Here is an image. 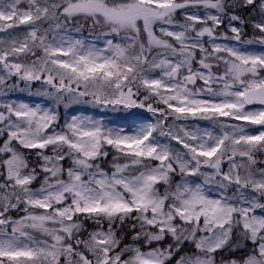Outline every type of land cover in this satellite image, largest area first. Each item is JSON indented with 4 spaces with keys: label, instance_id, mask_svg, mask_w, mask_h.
Segmentation results:
<instances>
[{
    "label": "snow or ice",
    "instance_id": "1",
    "mask_svg": "<svg viewBox=\"0 0 264 264\" xmlns=\"http://www.w3.org/2000/svg\"><path fill=\"white\" fill-rule=\"evenodd\" d=\"M225 22L264 47V0H0V264H264V51L217 43ZM21 82L156 122L58 128L55 107L7 99Z\"/></svg>",
    "mask_w": 264,
    "mask_h": 264
},
{
    "label": "trees",
    "instance_id": "2",
    "mask_svg": "<svg viewBox=\"0 0 264 264\" xmlns=\"http://www.w3.org/2000/svg\"><path fill=\"white\" fill-rule=\"evenodd\" d=\"M26 6H27L26 4L22 5V7H26ZM200 11L202 13V9ZM246 14L247 13H244V15H246ZM176 19H177L178 22L182 23L183 22L182 14H177ZM10 31H11L12 35H14V36L15 35H19L22 38L23 34L27 31V28L25 26H19L18 28L14 29V30H10ZM219 31L220 32H226L228 37L229 38L231 37V33L227 29L226 22H225L224 26H221ZM245 33H246V35H245L244 39H246V40H252L253 39V31H252L251 27L246 28L245 29ZM0 34H3V36L7 37L6 33H0ZM73 35L76 36V38H81L80 36H78L76 34H73ZM83 38L87 39V40H91V41L95 40V36L94 35L90 36L88 34L87 29H85V31L83 33ZM241 44H243V43H241ZM243 45L257 46V47H260V48H262L264 50V47H262L259 44H243ZM15 79L16 78L13 77L11 80H9V83H15ZM198 84H199V82H198ZM45 87H47V86L46 85H42L41 82H33L31 84L30 90H29L28 88H25L24 83L21 82L20 87L18 89H16V90L10 92L8 94V96H7V99L9 101L25 100V101H29V102L40 101L41 103L42 102L48 103L51 107H55L57 112H58V114H59L58 128L63 126V124L65 122L66 115L69 113V111L71 109H74V108L80 109L83 112H87L88 110L89 111L90 110L95 111L97 109H103L104 112L107 115L112 114L117 119H120V120H126L127 117H129L131 115H134V116H138L140 118H145V119L149 120L151 123H155L156 122V117H154L151 112H148L146 107L143 108V109L142 108H138V107L126 109L122 105L118 106V107L113 106V105H108L107 107H104L103 105H96V104H93V103H83V102H81V103H70V104H68L67 107H65L64 103L56 105L55 102L52 99H50L49 97H46V96H43V95L39 94L40 92L44 91ZM20 89H24V90L21 91ZM146 94L147 93H144L143 90H141V97L140 98L142 99L143 95H146ZM150 102L154 103V105H155V101L154 100L150 101ZM155 106L163 107V105H155ZM168 123L169 124L172 123V118L169 119ZM187 123H189V124H191V123L209 124L208 127H210V128L212 127L211 123L209 121H205V120H189V121H187ZM252 127H254V126H249V128H252ZM0 143H2V140H0ZM169 143H171V145H172L173 143H176V142L175 141H169ZM181 147L182 146L180 145V148ZM107 150L109 151L110 155L107 157L106 162L104 163V167H105V169L107 171L110 172L111 171L110 165L112 163V155L114 154V150H112L111 148H108ZM30 158H31L32 161H36L37 158H36V155H35V150H32L30 152ZM255 158H256V160L258 162H261V163H258L256 167L257 168L264 167V150L258 151L255 154ZM67 166H68V162L65 161V167H67ZM222 167H223V169L225 171L228 170V164H227L226 161L223 163ZM42 179H43V177L41 175L40 179H38V180L33 182L32 187L33 188H38L40 186V182H41ZM176 180H179L178 172H177V175H176ZM228 194L231 195L232 191H229ZM19 214L23 215L22 212L19 213ZM13 215H16L15 211L13 212ZM189 248H190V245H186L185 246V251H188Z\"/></svg>",
    "mask_w": 264,
    "mask_h": 264
},
{
    "label": "rangeland",
    "instance_id": "3",
    "mask_svg": "<svg viewBox=\"0 0 264 264\" xmlns=\"http://www.w3.org/2000/svg\"><path fill=\"white\" fill-rule=\"evenodd\" d=\"M203 14V10L202 13ZM0 36H3V34H0ZM205 40H207V37L204 38ZM217 43H221V44H228L229 46H235V47H240L241 49L247 50V51H255V52H260V51H264L262 48L257 47V46H247V45H243V44H239L236 41L232 40L231 38L228 39H218ZM97 46L98 47H102L103 46V41H97ZM16 102H24V103H28L30 105H36V104H41L43 107H51L48 103L45 102H40V101H25V100H13ZM257 107V106H256ZM104 111V110H103ZM74 115H80V116H88L91 117L94 120H102L104 122V124L108 127H122L124 128L129 134H131L132 132L135 131L136 127H138L141 123H149L150 121L145 119V118H140L138 116H134L131 115L129 117L126 118V120H120L114 117H107L101 113H91V112H83L80 109L74 108L71 109L69 111V113L66 115L65 120H70L72 116ZM65 123V122H64ZM191 125L193 127H199L201 129H207L209 128L208 126H206L205 124H195V123H191ZM252 134H257L260 129V126H254L252 128L248 129ZM159 135V134H157ZM161 143H169V140L167 138L161 137L160 138ZM172 147L174 149H180V145L173 143ZM195 182L197 183H202L203 182V178L199 177L196 178ZM220 190L218 189V187L216 185H210L208 186V193L212 196V197H217L219 195Z\"/></svg>",
    "mask_w": 264,
    "mask_h": 264
}]
</instances>
